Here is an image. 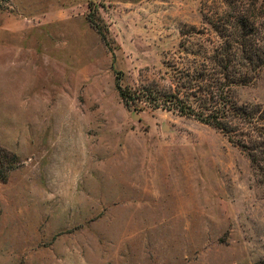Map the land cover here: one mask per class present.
I'll return each mask as SVG.
<instances>
[{
    "label": "rangeland",
    "instance_id": "1",
    "mask_svg": "<svg viewBox=\"0 0 264 264\" xmlns=\"http://www.w3.org/2000/svg\"><path fill=\"white\" fill-rule=\"evenodd\" d=\"M216 2L0 0V264H264L245 150L147 97Z\"/></svg>",
    "mask_w": 264,
    "mask_h": 264
},
{
    "label": "trees",
    "instance_id": "2",
    "mask_svg": "<svg viewBox=\"0 0 264 264\" xmlns=\"http://www.w3.org/2000/svg\"><path fill=\"white\" fill-rule=\"evenodd\" d=\"M204 13L206 25L182 32L181 51L168 65L170 78L160 77L167 86L153 81L147 97L154 107L223 132L245 150L264 184V104L240 102L236 95L264 68V0H217ZM117 88L125 103L143 93Z\"/></svg>",
    "mask_w": 264,
    "mask_h": 264
}]
</instances>
